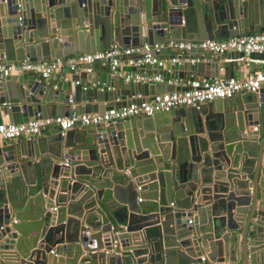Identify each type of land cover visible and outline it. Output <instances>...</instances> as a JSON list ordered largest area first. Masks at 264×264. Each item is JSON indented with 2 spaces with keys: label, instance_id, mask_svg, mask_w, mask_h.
I'll return each instance as SVG.
<instances>
[{
  "label": "water",
  "instance_id": "water-1",
  "mask_svg": "<svg viewBox=\"0 0 264 264\" xmlns=\"http://www.w3.org/2000/svg\"><path fill=\"white\" fill-rule=\"evenodd\" d=\"M260 30L264 0H0V62ZM66 72L0 77V123L178 89ZM239 94L0 146V264H264V90Z\"/></svg>",
  "mask_w": 264,
  "mask_h": 264
},
{
  "label": "built area",
  "instance_id": "built-area-1",
  "mask_svg": "<svg viewBox=\"0 0 264 264\" xmlns=\"http://www.w3.org/2000/svg\"><path fill=\"white\" fill-rule=\"evenodd\" d=\"M171 50L169 58L161 59V50ZM228 52L243 53L239 59L245 58L248 66L257 62L258 67L243 79L225 76L187 77L186 79L169 76L163 71L167 63L197 64L205 62ZM253 54L264 55V30L243 35H231L223 39H203L198 41L167 40L143 43L138 46L121 48L112 44L108 49L95 52H81L71 57L52 60L33 61L24 58L17 63L0 62V77L31 72L41 79H48L59 74L64 68L78 71L81 66H91L95 62L107 65L116 77L125 83L133 82L141 85L159 84L175 86L178 89L157 92L145 98L140 93L132 96L141 98L125 106H113L103 112H80L71 115H51L48 117L35 116L27 121L0 123V141L19 138H32L53 126L58 133L64 134L77 125L82 127L94 125H109L126 120L132 116L152 115L158 111H168L180 107H198L200 104L214 99L232 98L241 92H259L264 90V56L254 59ZM156 66L159 70L146 72L147 66ZM131 67L133 70H127ZM79 80L72 84H78ZM98 82H93V85ZM83 85V89H87ZM66 164L67 161L65 160ZM139 189V187H137ZM173 205V202H170ZM55 210V207L52 208ZM192 219H189L190 223ZM206 256H200L199 264H204Z\"/></svg>",
  "mask_w": 264,
  "mask_h": 264
},
{
  "label": "crops",
  "instance_id": "crops-1",
  "mask_svg": "<svg viewBox=\"0 0 264 264\" xmlns=\"http://www.w3.org/2000/svg\"><path fill=\"white\" fill-rule=\"evenodd\" d=\"M171 53H172L171 50H166L165 52L160 54L161 55L160 58L161 59L169 58ZM236 55H237L236 52H228L226 54L211 58L208 61L197 63L196 66H194V68L184 69L183 77L181 78L186 79L187 77H190V76H193V77H204V76H214V75L225 76L227 74L228 77H233L235 79H243L259 66L257 62H252L247 66L245 64L246 59L245 58L239 59L238 57H236ZM251 57L254 59H259L261 58V55L253 54ZM230 63H232L231 66H230ZM126 69L133 70V68L131 67H126ZM145 69H146V72H154L156 70H159V68L156 69V68H153L152 66L151 67L147 66ZM79 71L86 72L87 75L83 73L85 76L80 77L79 81L84 86H87L88 88H92L94 86L93 81H91L92 78H95V80H97L95 82H98V83H101L102 79H104L105 81H111V82L114 81V83H120V78L116 77V75L113 74V72L110 70V68L107 65H102L100 62H95L91 66H81L79 68ZM163 71H165L166 74H169V76H173L172 74L174 73V70H168L167 68H164ZM56 75H53L48 79H45L51 85H54V87L57 82L65 81L66 79H68L70 75H72V73L66 72L65 76H59V78H57ZM55 89H59V91H61L60 88H55ZM151 92L152 91L150 90H147V91L141 90L138 93H140L143 97L147 98L152 94ZM243 95L244 94H241V96ZM126 98L128 99V98H133V97L129 95ZM91 102L94 104L96 103V100H92ZM85 103L86 102H83V104ZM84 112H96V111H84ZM52 115H57V114H52ZM140 115H143V114H140ZM2 118H3V121L9 120L7 115H2ZM74 128L76 129V132L81 131L83 129V127L80 125H77ZM76 132H74L73 135H75ZM56 133H58L57 128L51 126L45 129L41 134L33 136L32 138L1 140L0 146L7 145V144H19L29 139H41V138L48 137ZM50 211L54 212L52 208L50 209ZM171 264H178V262L177 260H174L172 261ZM204 264H207V263L205 262Z\"/></svg>",
  "mask_w": 264,
  "mask_h": 264
}]
</instances>
